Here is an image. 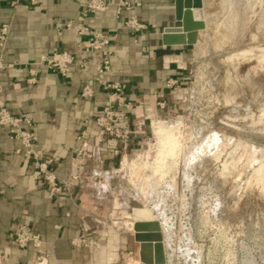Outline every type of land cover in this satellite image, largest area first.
I'll list each match as a JSON object with an SVG mask.
<instances>
[{
	"label": "rangeland",
	"instance_id": "374dc122",
	"mask_svg": "<svg viewBox=\"0 0 264 264\" xmlns=\"http://www.w3.org/2000/svg\"><path fill=\"white\" fill-rule=\"evenodd\" d=\"M212 1L211 5L207 4L212 8L216 6V13V9L206 5L207 14L199 12L197 14L200 18L195 15L197 19L194 16L198 21L204 20L210 29L207 28L206 31L204 28L206 33L203 29L197 31L198 34L194 33L191 46L174 45L175 50L168 49L159 53L153 64H150L153 73L149 75L148 81H136L139 84L131 88L126 81H102L101 78L105 75L98 77L106 95V103L99 114L105 111L108 99L116 94L112 88L104 90V82L121 84L124 88L116 97L125 98V102L116 100L118 115H105L101 127L95 119V135L86 131L76 135L80 148L74 152L72 160L79 163L80 171L77 172L71 165L74 177L68 184L67 191L72 194V191L77 190L81 197L78 205H83L85 210L86 227L81 237L74 241L75 247L88 249L93 255L99 249H107L108 252L112 250L113 255L109 261L111 264H146L140 259L141 243L135 240L137 234L146 233L139 232L136 225L146 222L159 224L165 254L164 264H254L252 259L262 264V260L264 261V189L257 191L245 188L249 181L255 187L257 184L264 185V181L260 182L262 175L261 179H264V122L254 125L251 119V114L264 112V26L259 31L262 35L252 40L248 34L250 26L247 24L252 18L264 22V14L256 17L252 11L260 0L249 1L248 6H253L251 9L245 8L248 9L247 14L243 8L229 13L228 18L235 20L237 25L233 24L235 29L230 34L238 36H233L231 44L220 47L217 32L220 33L221 28L215 25L218 24L219 2ZM211 21L212 24L216 23L212 25ZM147 26V34L152 31L157 34L160 30L161 37L163 28ZM181 30L173 27L167 32L175 34L181 33ZM135 35L142 37L140 34ZM213 36L216 37L215 40ZM186 38L189 42L190 34H186ZM234 43L235 46H232ZM214 44H218L219 48ZM241 48L242 51L239 50ZM164 56L175 59L167 63ZM160 70L165 74L157 79L155 74ZM236 71L240 74L237 75ZM173 74L178 78H174ZM133 97L137 98L136 101ZM125 105H131L132 109L127 117L121 119L122 113L126 111L120 112V109ZM153 114L160 121L181 118V147L179 154L168 162L166 173L160 178L157 189L152 195L146 196L136 188L131 175L124 176L120 171L113 174V170H121L125 154L149 149ZM140 120H143L142 126ZM108 125L110 132L105 130ZM108 147H111L112 154L116 157L115 164L110 165L104 158H110L107 154ZM93 148L100 149L99 155H96L100 158L98 164H92ZM81 149L82 154L78 157ZM236 151H245L247 162L243 166L241 178L234 180L233 176L225 177L223 171L224 163ZM94 173L100 175L94 176ZM106 176H110L109 185L103 190L99 185H102ZM114 217L119 222L118 225L112 223Z\"/></svg>",
	"mask_w": 264,
	"mask_h": 264
},
{
	"label": "crops",
	"instance_id": "0c3cea01",
	"mask_svg": "<svg viewBox=\"0 0 264 264\" xmlns=\"http://www.w3.org/2000/svg\"><path fill=\"white\" fill-rule=\"evenodd\" d=\"M128 1L140 6L125 11L118 20L115 8L106 13L90 11L85 7L86 0H38L36 6H31L29 0H0V28L11 25L3 55L6 68L0 71V101L12 115L33 121V132L39 138L35 147L51 160L52 171L62 179L70 176L72 156L80 148L76 135L84 131L97 133L95 119L106 103L102 83L96 81L101 55L78 57L67 78L40 69L33 86L26 83L30 76L28 65L54 51L74 52L85 39L75 35L74 30L58 34V23L107 34L116 32L132 15L157 29L175 25L174 0ZM168 49L175 50L162 46L160 30L142 37L121 31L114 43L112 72L101 79H120L131 88L139 84L136 81L146 82L153 73L150 64ZM165 61L170 62L166 58ZM164 74L160 70L155 76L159 79ZM85 85L94 90L90 99L81 98ZM20 148L21 143L0 127V249L10 255L5 264H33L35 260L37 253L33 247L21 250L10 238L21 226H28L41 236L48 264H111L112 250L99 249L93 255L74 245L86 227L85 210L78 205L81 197L77 190L51 197L33 161L16 154ZM107 150L110 158L104 157L105 160L115 164L111 147Z\"/></svg>",
	"mask_w": 264,
	"mask_h": 264
},
{
	"label": "built area",
	"instance_id": "2783aa9c",
	"mask_svg": "<svg viewBox=\"0 0 264 264\" xmlns=\"http://www.w3.org/2000/svg\"><path fill=\"white\" fill-rule=\"evenodd\" d=\"M31 6H36L38 0H29ZM16 5V3H14ZM139 3H132L128 0H86L85 7L94 12L106 13L109 12L112 8L116 9V17L120 20L123 16V13L131 12L136 7H139ZM149 27L141 22L136 15L130 16L124 23L120 24L116 32L107 34V33H92L88 28L77 27L74 28L71 23H58L56 25V30L58 34H62L66 30H74L75 35L78 37H85L83 41L79 44L78 48L74 52L69 51H54L49 56H42L40 60L36 63H31L29 67V78L26 80V83L30 86H33L38 81V74L40 69H46L47 71L52 72L62 78H67L71 66L76 62L78 57L85 55H90L94 53H100L101 60L97 65V73L99 77L101 75H108L113 69V57L114 53V43L118 38V34L121 31H131L135 34H140L141 36L148 33ZM11 32V25L4 24L0 28V71L4 70L5 64L3 61V55L5 53L7 40ZM9 67H14L10 65ZM96 81L100 82V79L97 78ZM104 90L112 88L115 90L113 97L108 99V104L105 107V111H102L101 114L96 118L97 125L101 127V122L104 120V116L110 115L116 116L117 108L116 100L119 99L121 102L125 98H117L116 95L118 92H121L122 85L118 82H104ZM1 93V89H0ZM94 96V90L90 85H85L81 92V97L84 99H90ZM119 101V102H120ZM125 102V101H124ZM121 107V105H120ZM132 109L131 105H125L120 112H123L121 119L129 115V111ZM110 119V118H109ZM109 126V125H108ZM105 127L107 132L111 131L110 126ZM0 127L8 133L11 139L19 141L22 145V148L16 150V154L23 155L27 159H31L35 165L38 175L42 177L47 186L50 196L55 197L56 195L62 194L64 191H67L68 184L71 179L74 177L73 173L67 179H62L57 176L51 169V160L47 158L44 153L37 149L35 146L39 141L38 136L33 132V121L30 118L25 117H16L12 115L9 110L6 108L4 103L0 101ZM86 143H84V147ZM81 149L78 152V157L82 154ZM99 148H93L92 151V164L99 163L100 158H97L96 155H99ZM97 151V153H96ZM79 163L75 160L72 161V167L77 172H79L78 165ZM82 164V163H81ZM86 164V162H85ZM84 164V165H85ZM74 171V170H73ZM15 246L21 250L26 249L31 246L36 250V257L33 261V264H48L47 262V253L43 249L44 242L41 236L31 229L28 226H21L15 232L10 234ZM75 244V243H74ZM10 258L8 253L3 252L0 249V264H5Z\"/></svg>",
	"mask_w": 264,
	"mask_h": 264
},
{
	"label": "bare ground",
	"instance_id": "6f19581e",
	"mask_svg": "<svg viewBox=\"0 0 264 264\" xmlns=\"http://www.w3.org/2000/svg\"><path fill=\"white\" fill-rule=\"evenodd\" d=\"M219 3H218V5H217V3H216V5L218 6V15H219V17H218V24L216 23L217 21V19L215 20L216 22H214V24L215 25H217V26H219L220 28H221V30H219L220 31V33L219 32H217L218 33V36H219V39H217V40H219L218 41V44H220V45H218V46H220V47H224V46H227V45H229V44H231V42L233 41V36H236L237 34H230V32H233V30L235 29H233V24H234V26H236L237 27V25L235 24V20H232V19H229L228 18V15L230 16V14H232L233 13V11H234V13H235V11H237V9L238 10H240V8H243V9H245L246 7L248 8V7H250V9H251V7L253 6H251V5H249L248 6V4L251 2L250 0H217ZM250 1V2H249ZM210 2H211V4H212V0H202V3H203V6H202V8H200V9H193V12L194 13H196V14H194L193 13V16H199L197 13H201V14H204V13H206L205 12V10L207 11V9H205V8H207L206 7V5H208V4H210ZM253 2V1H252ZM258 3L256 4V7H255V10H253L252 9V11H254V13L256 14V17L257 16H261L262 14H264V0H260V2L259 1H257ZM208 3V4H207ZM215 3V2H214ZM210 4V5H211ZM215 5V4H214ZM213 5V6H214ZM209 6V5H208ZM209 7H211V6H209ZM216 6H214L213 8L214 9H216L215 8ZM212 8V7H211ZM212 8V9H213ZM254 8V7H253ZM208 10H210L209 8H208ZM248 9H245V13H246V11H247ZM242 11V10H241ZM241 11H240V13H241ZM203 12V13H202ZM208 12V11H207ZM212 12V11H211ZM210 12V13H211ZM213 12H214V10H213ZM217 12V9H216V11H215V13ZM249 12V11H248ZM215 13H213V15L215 14ZM230 13V14H229ZM242 13H243V11H242ZM252 13V12H251ZM200 14V15H201ZM207 14V13H206ZM237 14V13H236ZM235 14V15H236ZM247 14V13H246ZM209 15H211V14H209ZM208 15V16H209ZM218 15H216V16H218ZM234 15V14H233ZM252 15V14H251ZM195 16V17H196ZM216 16H215V18H216ZM227 16V17H226ZM232 16V15H231ZM238 16H241V14L239 15V13H238ZM244 16V15H243ZM245 16H248V15H245ZM253 16H255V15H253ZM252 16V17H253ZM195 17H194V19H195ZM197 17H196V19H197ZM204 17H206L205 15H204ZM211 17V16H210ZM251 17V18H252ZM264 17V16H263ZM198 18H200V17H198ZM203 18V17H202ZM206 18H208V17H206ZM214 18V17H213ZM239 18V17H238ZM242 18V17H241ZM240 18V19H241ZM195 19V20H196ZM209 19V18H208ZM242 19H244V18H242ZM256 20H254L253 18L252 19H250V20H248V25L250 26V29H248V30H250V33H249V31H248V34H250L251 35V39L253 38V39H258L261 35L259 34V31H261L262 30V27L264 26V22H258V19L257 18H255ZM199 20V19H198ZM198 20H196V21H198ZM207 20V19H206ZM210 20H211V18H210ZM231 20H232V22H231ZM237 20V19H236ZM260 20V19H259ZM262 20V19H261ZM201 21V20H200ZM209 21V20H208ZM238 21V20H237ZM240 21H242V20H240ZM244 21V20H243ZM202 22L204 23V20H202ZM246 22V21H245ZM209 23V22H208ZM207 23V24H208ZM211 24H212V21L210 22ZM244 23V22H243ZM205 24V26L206 27H204V28H206V31L208 30V29H210L209 28V26H207L206 25V22L204 23ZM214 24H212V25H214ZM237 24H238V22H237ZM241 24V23H240ZM211 25V26H212ZM243 24H241V26H242ZM210 26V27H211ZM219 27L217 28V29H219ZM246 27V26H245ZM208 28V29H207ZM213 29V28H212ZM215 29V28H214ZM264 29V28H263ZM205 29H203V31H204ZM241 30H242V27H241ZM203 31H201V33L203 32ZM210 31V30H209ZM205 32V31H204ZM212 32H214L213 30H212ZM196 33V32H195ZM206 33V32H205ZM209 33V32H208ZM243 33V32H242ZM196 34H198V33H196ZM201 35H203V33L201 34ZM201 35H200V37H201ZM205 35V34H204ZM212 36V35H211ZM232 36V37H231ZM238 36V35H237ZM243 36V35H242ZM241 36V37H242ZM249 37V36H248ZM198 38V37H197ZM213 38H214V40H215V36H213ZM225 38H227L229 41H230V43H229V41H225L226 39ZM240 38V37H239ZM241 39V38H240ZM244 39V38H243ZM252 39V40H253ZM263 39V38H262ZM216 40V41H217ZM235 40V39H234ZM197 41H199V40H197ZM238 41V40H237ZM241 41V40H240ZM243 41V40H242ZM196 42V41H195ZM200 42V41H199ZM213 42V41H212ZM215 42V41H214ZM255 42V41H254ZM217 43V42H216ZM197 44H198V42H197ZM236 44H237V42H236ZM240 44V43H239ZM256 44V43H255ZM258 44V43H257ZM259 44L261 45V43L259 42ZM201 45H202V43H201ZM201 45H197L198 47H201ZM211 45L213 46V44L211 43ZM216 44H214V46H217ZM241 45V44H240ZM248 45H249V42H248ZM217 46V47H218ZM232 46H235V43H234V45H232ZM238 46V45H237ZM254 46V45H253ZM262 46H264V45H262ZM262 46H257V48L258 47H262ZM216 47V48H217ZM246 47V46H245ZM219 48V47H218ZM199 49V48H198ZM222 49H224V48H222ZM227 49V48H226ZM229 49V48H228ZM227 49V50H228ZM242 49L243 48H241V49H239L240 51H242ZM247 48H245V50H246ZM202 50H204V49H202ZM218 50V49H217ZM220 50H221V48H220ZM226 50V51H227ZM234 50H235V48H234ZM238 50V49H237ZM251 50H252V48H251ZM254 50V49H253ZM264 50V49H263ZM198 51V50H197ZM205 52H206V50H204ZM222 51V50H221ZM224 51H225V49H224ZM244 51V50H243ZM256 51V50H255ZM258 51V50H257ZM239 52V51H238ZM249 52V51H248ZM251 52H254V51H251ZM196 53V52H195ZM201 53V52H200ZM200 53H199V55H200ZM207 53V52H206ZM222 53H223V51H222ZM233 53V52H232ZM260 52H258V54H259ZM198 54V53H197ZM230 54V53H229ZM229 54H227V55H229ZM234 54V53H233ZM233 54H231V55H233ZM253 54V53H252ZM237 55V54H236ZM250 55V54H249ZM201 56V55H200ZM203 56H205V55H203ZM234 56V55H233ZM252 56H254V54L252 55ZM255 56H257L256 55V53H255ZM263 56V55H262ZM199 57V56H198ZM239 57V56H238ZM249 57V56H248ZM251 57V56H250ZM259 57V56H258ZM257 57V58H258ZM166 58V60L167 61H172V60H174L175 58L174 57H170V56H166L165 57ZM228 58V57H227ZM234 58V57H233ZM246 58H247V55H246ZM254 58V57H253ZM256 58V57H255ZM256 58V59H257ZM228 59H231V58H228ZM241 59V58H240ZM243 59V58H242ZM255 59V60H256ZM208 60V62H210L211 63V61L209 60V59H207ZM232 60V59H231ZM239 60V59H238ZM253 60V59H252ZM234 61V60H233ZM244 61V60H243ZM220 62V61H219ZM235 62V61H234ZM259 62V61H258ZM207 63V62H206ZM222 63H224V62H222ZM228 63V62H227ZM230 63V62H229ZM219 64V63H218ZM239 64H240V62H239ZM239 64H237V67H238V65ZM245 64H246V62H245ZM220 65H221V63H220ZM235 65H236V63H235ZM242 65H243V63H242ZM254 65V64H253ZM208 66V65H207ZM206 66V67H207ZM222 66V65H221ZM226 66V65H225ZM234 66V65H233ZM241 66V65H240ZM223 67V66H222ZM230 67V66H229ZM235 67V66H234ZM236 67V68H237ZM212 68V67H211ZM225 69V68H224ZM260 69V68H259ZM258 69V70H259ZM229 70V69H228ZM232 70V69H231ZM227 71V70H226ZM244 71V70H243ZM237 72V71H236ZM248 72V71H247ZM259 72V71H258ZM238 73H239V71L237 72V75H238ZM252 74H253V72H251ZM254 73H255V71H254ZM240 74V73H239ZM233 75H235V73L233 74ZM249 75V74H248ZM240 76V75H239ZM246 76H247V73H246ZM249 76H247V78H248ZM197 78H198V76H197ZM235 78V77H234ZM240 78V77H239ZM244 78V77H243ZM241 79H242V77H241ZM244 80V79H243ZM248 80V79H247ZM229 81H231V80H229ZM237 81V80H236ZM241 82V81H240ZM250 82V81H249ZM242 83H244V81L242 82ZM236 84H237V82H236ZM238 87V86H237ZM240 87H242V86H240ZM239 87V88H240ZM238 88V89H239ZM244 88V87H243ZM242 88V89H243ZM235 89V88H234ZM242 89H241V92H242ZM259 89H261V88H259ZM246 90V89H245ZM239 91V90H238ZM244 91V90H243ZM240 92V93H241ZM233 97V96H232ZM239 97H242V96H239ZM234 98V97H233ZM237 98V97H236ZM244 98V97H243ZM233 100V99H232ZM236 103V102H235ZM154 109V108H153ZM249 110V109H248ZM247 110V111H248ZM264 110V109H263ZM254 111V110H253ZM262 111V110H261ZM155 112V111H154ZM249 112V111H248ZM250 112H252L251 110H250ZM260 112V111H259ZM249 115V114H248ZM252 115V117H251V119H252V123L255 125V124H257V123H263L264 122V112L263 113H259V114H251ZM247 117V116H246ZM249 117V116H248ZM247 117V118H248ZM250 119V120H251ZM181 118H177V119H175V120H173V119H170L169 121H160V120H158L156 117H155V114H153V118H151V134H152V138H151V145L149 146V149H147V150H143V151H133L131 154H125L124 155V157H123V160H122V167H121V170H113V174H117V173H119V171H120V173H123L124 174V176H127V175H131L132 176V178H131V181L135 184V186H136V188H138L140 191H142L146 196H149V195H152V193H154V191H155V189H157V186L160 184L159 183V181L161 180L160 178L162 177V176H164V174L166 173V170H167V164H168V162L170 161V160H173L174 158H175V156L176 155H178L179 153L178 152H180L179 150H180V147H181V142H180V134L181 133H179V128H180V123H181ZM150 121V120H149ZM238 121V120H237ZM237 121H235V124H236V122ZM139 122H141V120L139 121ZM251 123V124H252ZM140 124V123H139ZM252 124V125H253ZM143 125V120H142V122H141V124H140V126H142ZM237 147V146H236ZM239 147V146H238ZM247 149V148H246ZM241 150V149H240ZM247 151V150H246ZM248 152H249V150H248ZM178 153V154H177ZM249 155H250V153H249ZM228 157V156H227ZM250 157V156H249ZM229 158V157H228ZM247 153L245 152V151H236V152H234L233 154H231V156H230V158L224 163V171H223V175L225 176V177H227V178H229L230 176H233L234 177V180L235 179H238L239 177L241 178V175H242V173H243V170H244V164H246V162H247ZM227 159V158H226ZM258 170V169H257ZM260 170V169H259ZM222 172V171H221ZM256 172V171H255ZM259 173V172H258ZM257 174V173H256ZM264 174V173H263ZM97 175H100V173H94V176H97ZM108 175H110V173L108 174ZM260 175V174H259ZM258 175V176H259ZM262 177H263V175H262ZM261 177V178H262ZM109 178H110V176H106V178H105V181L102 183V185L100 184L99 185V187L101 188V189H103V190H105V189H107L108 188V185H109V183H108V181H109ZM126 178V177H125ZM248 178V177H247ZM260 178V182H261V180H262V182L264 181V179H261ZM255 180H256V178H254ZM230 180V179H229ZM226 181V180H225ZM231 181H233V180H231ZM238 181V180H237ZM234 182V181H233ZM259 182V183H260ZM251 181H249V183H247V185L245 186V188H246V190H262V189H264L263 187H264V185H262V186H260V184H259V186H258V184H257V186L255 187V186H252L251 184ZM254 183V182H253ZM230 184H231V182H230ZM262 184V183H261ZM232 185V184H231ZM244 190V189H243ZM98 192V191H97ZM258 193V192H257ZM262 193H263V191H262ZM98 194H99V192H98ZM261 194V193H260ZM121 197V196H120ZM116 208V207H115ZM114 214V213H113ZM112 217H113V215H112ZM112 223H114L115 225H118V223L119 222H117V219H116V217H114L113 219H112ZM126 223V222H125ZM127 224V223H126ZM114 225V226H115ZM122 227H123V225H122ZM122 227L120 228L121 230H122ZM126 229V228H125ZM120 230V231H121Z\"/></svg>",
	"mask_w": 264,
	"mask_h": 264
},
{
	"label": "water",
	"instance_id": "95a60500",
	"mask_svg": "<svg viewBox=\"0 0 264 264\" xmlns=\"http://www.w3.org/2000/svg\"><path fill=\"white\" fill-rule=\"evenodd\" d=\"M202 0H174V21L175 25L164 27L161 33V43L164 48H173L174 45L182 47L191 46L194 41L195 32L204 29L202 21H196L193 16V9L202 8ZM181 28V33L170 34L167 31L171 28ZM186 34H190L188 42ZM136 229L139 233L135 236L136 242L141 243L140 259L146 264H164L165 254L161 244L162 236L157 222L138 223ZM156 243L153 245V243ZM254 264H261L256 259L251 260ZM262 264L264 261L262 260Z\"/></svg>",
	"mask_w": 264,
	"mask_h": 264
}]
</instances>
